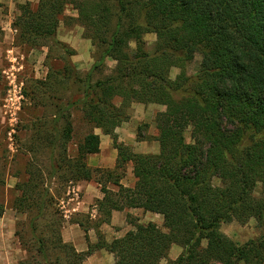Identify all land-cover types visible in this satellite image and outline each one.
I'll return each instance as SVG.
<instances>
[{
    "label": "trees",
    "instance_id": "16d2710c",
    "mask_svg": "<svg viewBox=\"0 0 264 264\" xmlns=\"http://www.w3.org/2000/svg\"><path fill=\"white\" fill-rule=\"evenodd\" d=\"M68 6L77 17L65 16ZM61 22L78 24L90 40L94 63L88 72L71 60L75 50L57 39ZM13 28L21 43L57 48L64 61L33 91L48 95L43 103L53 113L49 121L32 123L34 156L28 179L16 185L29 232V238L17 234L27 252L19 264H85L99 249L116 254L114 264H264V233L239 244L221 230L223 223L252 218L264 226V0H39L35 7L19 6ZM148 34L156 35L152 53ZM197 54L199 71L189 75ZM173 68L180 70L174 79ZM134 103L166 107L155 118L157 153L117 143L116 129L130 119ZM74 107L113 138L114 169L87 164L89 155L100 152L94 131L70 156ZM189 127L191 143L185 138ZM42 151L50 160L47 174L37 157ZM128 163L132 187L122 183ZM56 177L101 185L98 242L88 237L94 227L75 221L85 232V251L63 238L64 221L51 193ZM214 178L224 185L215 186ZM126 209L159 214L163 227L139 223L128 213L133 228L106 240L99 226ZM4 211L0 203V217ZM173 245L182 248L175 259L169 257Z\"/></svg>",
    "mask_w": 264,
    "mask_h": 264
},
{
    "label": "rangeland",
    "instance_id": "374dc122",
    "mask_svg": "<svg viewBox=\"0 0 264 264\" xmlns=\"http://www.w3.org/2000/svg\"><path fill=\"white\" fill-rule=\"evenodd\" d=\"M38 1L39 0H22V3H17L15 10L13 11V22L19 13L20 5L30 2L35 7ZM1 10L4 14L5 11H3V9ZM74 13L77 14V11L74 10L72 6H68L64 14L65 16L76 17L73 15ZM13 31L14 41L12 43H0V172L2 174V179L4 180L3 184L0 185V203L5 207L4 214L0 217V264H19L27 257V252L17 235L18 232H20L29 238L27 215L19 210L18 199L21 196V193L16 185L25 182L28 179L26 170L34 156L30 152L33 137L32 123L38 118H41L43 122L47 120L49 121L51 120L53 113L52 109L48 108L49 104L43 103L47 100L46 98H48V95H45L43 92V94L38 92V89H36L35 92L33 91L34 88L38 86V83L45 81L51 67L54 69H61L64 64L63 59H61L63 54L59 49L53 47L50 52L46 46L33 47L23 44L19 41L20 39H16L17 31L14 28ZM83 32V28L78 24L66 25L64 22H61L56 37L68 47L76 50V55L81 53V51L85 54L88 52V47L84 46V40H89L84 38ZM68 40H72L73 44L72 42L69 43ZM145 40L147 43V50L152 53L155 49L156 35L148 34L145 36ZM91 52L94 60L93 46ZM48 54L50 56L49 59L47 58ZM71 60L74 62L73 56L71 57ZM200 63L201 55L197 54L194 60L188 65L187 73L189 75H196L199 71ZM108 64L110 66L114 65L112 61H109ZM81 65L82 64L80 63H76L77 68L82 73L89 71L80 69ZM179 73L180 70L178 68H173L170 76L174 79ZM77 98L78 95H74V100ZM44 104H47L48 107ZM140 106H137V108H141L140 111H137L136 107H131L129 111V120L134 117L135 122L133 124H128V120L120 127L126 129L124 133L128 138H131L134 134L136 135V146L138 149L153 153L154 151L159 150V143L156 140L158 130L156 129L155 118L157 113L161 111L150 105ZM71 119L73 122V138L69 144V154L70 156H75L77 154V146L79 142L83 140L87 133L90 131L95 132L98 128H93V126L86 121L83 111L78 107H74V109L71 110ZM191 131L192 128L189 127L185 132V138L188 143L193 141ZM138 134L139 137H141L140 141L137 139ZM118 136L119 135L116 133L117 143L129 145L135 151L133 145L127 144L123 141L119 142ZM108 138L113 141L111 136ZM109 139L108 143H104V146H106L105 150L108 154L112 147L116 149L114 141L111 144ZM37 157L40 165L44 168L45 174H47V169L50 164L48 151L37 153ZM86 161L88 164V157ZM90 167L96 169L92 166ZM127 169L128 164L126 165V171L122 181H130V177L128 179L127 176ZM92 181L96 182L95 180ZM80 182L82 183L83 181H65L64 179L56 177L51 183V193L55 197L56 209L64 221L62 227L63 238L65 241L72 243L75 247H80L81 241H78L75 231L69 228L67 223L77 221L82 223L84 227L92 226L95 229V225L101 218L97 206L98 199H95L88 205L87 203H81L80 205V201H83L82 196H84L82 194V189L79 187L80 185H78ZM213 184L222 187L224 182L219 178H214ZM109 186L112 187L111 184H109ZM260 192L261 187L259 185L255 194L259 195ZM130 214L140 223V213L139 215L135 213ZM141 219H145L146 223L152 222L149 221L150 218H146L145 215ZM152 220L158 221L159 219L153 217ZM126 221L130 224L127 217ZM160 227H163V225ZM121 229V226H114L113 229L109 231L113 237L111 241L114 238L120 237L119 232ZM98 230L106 239V235L102 233L100 229ZM221 230L236 243L243 244L250 239L262 235L264 233V226L259 225L258 222L252 218L245 224H241L237 221L223 223ZM95 235L97 240L91 244L98 242L96 229ZM70 238L74 241H69ZM85 240L87 242L86 237ZM100 250L101 249L97 251Z\"/></svg>",
    "mask_w": 264,
    "mask_h": 264
},
{
    "label": "crops",
    "instance_id": "0c3cea01",
    "mask_svg": "<svg viewBox=\"0 0 264 264\" xmlns=\"http://www.w3.org/2000/svg\"><path fill=\"white\" fill-rule=\"evenodd\" d=\"M17 3H22V0H0V43L8 44V43H12L14 41V31L12 28V22H13V18H14L13 11L15 10V6ZM1 9H3V11H5L4 14H3ZM73 15L77 17V14H75V13ZM84 41H85L84 46L88 47V52L83 54L81 51V53H79L78 55H76V53H75L73 55V57H74L75 64L76 63L82 64L80 66V69L87 71V70H90V68L92 67L94 60H93L92 52H91L92 44H91V42H89L90 40L89 41L84 40ZM68 42L71 43L72 40H68ZM72 44H73V42H72ZM75 52H76V50H75ZM81 61H83V62H81ZM113 66H110V67H113ZM140 105L145 106L144 104H141V103H134L132 107H134V108L136 107L137 111H140L141 110ZM148 105H150L152 107H156L157 110L159 109V111H161V112L166 111V107L163 105H160V106L157 104H148ZM137 106H140V107L137 108ZM134 122H135V120L133 117L127 123L133 124ZM125 131H126V129H124V128L122 129L121 127H118L116 129V133L119 135L118 136L119 142L123 141L127 144L133 145L135 147V151L138 153H149V151H145V150L142 151V149L137 148V146H136L137 142H136V135L135 134L131 138H128L124 133ZM95 133L98 134L100 136V139H101L100 152L96 153V154H91L88 156V165H90L94 168H114L116 166V160H117V155H118L117 150L112 147L109 151V154H108L107 151L105 150L106 146H104V143L105 142L108 143V139H109L108 137L109 136L104 135L100 129H96ZM106 138H108V139H106ZM110 141L112 144L113 141L112 140H110ZM158 151L159 150H156L153 153H157ZM127 172H128L127 176H128V179L130 177V179H129L130 181L126 180V181H122V183L127 187H132L135 184V177L133 175L132 163H128ZM78 185H80L79 187H80V189H82V191H83L82 194L84 195V196H82L83 201H80V205H81V203H87V205H88L90 202H93L95 199H102L103 193L100 191L101 185L98 184L97 182L83 181L82 183L80 182ZM112 188H113V186H112ZM128 213H135L138 215L140 213V215H141L140 223H146L145 219H141L145 215L146 218L147 217L150 218L149 221L156 222L160 226L163 225V217L159 214H156V213L144 212L142 209H126L124 211H114L112 213L111 222L109 224L102 223L99 226V229L102 231V233H104L106 235V239L108 241H111V239L113 238L112 234H110L109 231L111 229H113L114 226H121L122 227V229L119 232L120 237L122 235H124L127 231H129L130 229L133 228V226L131 224H128L126 221V217H127ZM153 217H157L159 220L154 221V220H152ZM67 226L75 231V233L78 237V241H81L80 247H76L77 250L78 251L87 250L88 245H87V242L85 240V232L81 229L79 224L75 223V222H68ZM88 234H89L90 242L94 243L97 240L96 235H95V229L94 228L89 229ZM69 241H74V240L72 238H70ZM181 252H182V248L180 246L173 245L169 251V257L171 259H175L177 256L180 255ZM116 261H117L116 254L110 253V252L106 251L105 249H101L100 251H97L94 254H92L90 257H88V259L85 261V264H114Z\"/></svg>",
    "mask_w": 264,
    "mask_h": 264
}]
</instances>
